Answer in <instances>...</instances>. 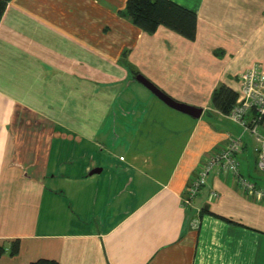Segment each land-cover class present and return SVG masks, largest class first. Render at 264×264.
Returning a JSON list of instances; mask_svg holds the SVG:
<instances>
[{"label": "crops", "instance_id": "crops-1", "mask_svg": "<svg viewBox=\"0 0 264 264\" xmlns=\"http://www.w3.org/2000/svg\"><path fill=\"white\" fill-rule=\"evenodd\" d=\"M175 1L197 11L195 40L144 31L121 14L127 0L6 5L0 264H264V200L235 175L212 167L186 202L231 138L243 141L241 172L264 187L257 140L212 102L220 84L239 91L243 71L264 69V0Z\"/></svg>", "mask_w": 264, "mask_h": 264}, {"label": "built area", "instance_id": "built-area-1", "mask_svg": "<svg viewBox=\"0 0 264 264\" xmlns=\"http://www.w3.org/2000/svg\"><path fill=\"white\" fill-rule=\"evenodd\" d=\"M238 93L237 103L229 115L257 140V165L260 170L264 171V69L260 64L256 63L240 74ZM242 148L243 141L241 138H231L229 143L219 152L210 155L208 164L199 171L191 182L189 197L186 202L190 203L192 198L197 195L205 183L207 172L214 166L235 175L244 191L264 200V187L257 185L255 181L245 176L240 170L238 154Z\"/></svg>", "mask_w": 264, "mask_h": 264}, {"label": "trees", "instance_id": "trees-1", "mask_svg": "<svg viewBox=\"0 0 264 264\" xmlns=\"http://www.w3.org/2000/svg\"><path fill=\"white\" fill-rule=\"evenodd\" d=\"M10 0H0V18ZM136 26L153 34L160 26H166L189 40H195L198 31V13L175 0H127L126 7L121 11ZM134 75L140 74L132 65ZM135 78V76H134ZM238 91L220 84L213 92L212 102L223 113L229 114L238 100ZM19 249L18 241L14 243L11 254ZM6 251L0 246V256ZM30 264H59L54 259L41 258Z\"/></svg>", "mask_w": 264, "mask_h": 264}, {"label": "water", "instance_id": "water-1", "mask_svg": "<svg viewBox=\"0 0 264 264\" xmlns=\"http://www.w3.org/2000/svg\"><path fill=\"white\" fill-rule=\"evenodd\" d=\"M137 80L142 82L146 87H148L156 96L161 98L163 101H165L170 106L179 109L181 111L190 113L191 115L195 117H200L202 113V108L195 107L183 102H180L170 95H168L166 92H164L160 87H158L155 83H153L150 79H148L143 74H137L136 75Z\"/></svg>", "mask_w": 264, "mask_h": 264}, {"label": "rangeland", "instance_id": "rangeland-1", "mask_svg": "<svg viewBox=\"0 0 264 264\" xmlns=\"http://www.w3.org/2000/svg\"><path fill=\"white\" fill-rule=\"evenodd\" d=\"M138 83H140V82H138ZM138 85V84H137ZM141 87H144L145 88V86H143V84H139ZM146 90H147V88H145ZM148 91H150V90H148ZM149 93H152L151 91L149 92ZM152 95H154L153 93H152ZM237 103V102H236ZM263 129H264V127H263Z\"/></svg>", "mask_w": 264, "mask_h": 264}]
</instances>
